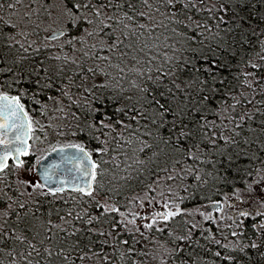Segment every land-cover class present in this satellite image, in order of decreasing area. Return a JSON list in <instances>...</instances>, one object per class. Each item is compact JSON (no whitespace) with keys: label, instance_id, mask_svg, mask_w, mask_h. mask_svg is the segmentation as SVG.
Listing matches in <instances>:
<instances>
[{"label":"snow or ice","instance_id":"obj_1","mask_svg":"<svg viewBox=\"0 0 264 264\" xmlns=\"http://www.w3.org/2000/svg\"><path fill=\"white\" fill-rule=\"evenodd\" d=\"M261 9L0 0V264H264Z\"/></svg>","mask_w":264,"mask_h":264},{"label":"rangeland","instance_id":"obj_2","mask_svg":"<svg viewBox=\"0 0 264 264\" xmlns=\"http://www.w3.org/2000/svg\"><path fill=\"white\" fill-rule=\"evenodd\" d=\"M68 139H70V138H68ZM68 139H66V138H59V143L60 144H64V143H67L68 142ZM57 142H58V138H56L55 136H53L51 133H50V135H49V140L48 141H46L45 142V144L44 145H41L40 147H41V149L43 150V149H46V148H48V146H49V144H51V145H55V144H57ZM46 154V153H45ZM31 159V158H30Z\"/></svg>","mask_w":264,"mask_h":264},{"label":"water","instance_id":"obj_3","mask_svg":"<svg viewBox=\"0 0 264 264\" xmlns=\"http://www.w3.org/2000/svg\"><path fill=\"white\" fill-rule=\"evenodd\" d=\"M58 160V155L56 153H53L51 156L48 157L47 161H44V163L47 164L49 162H58Z\"/></svg>","mask_w":264,"mask_h":264},{"label":"trees","instance_id":"obj_4","mask_svg":"<svg viewBox=\"0 0 264 264\" xmlns=\"http://www.w3.org/2000/svg\"><path fill=\"white\" fill-rule=\"evenodd\" d=\"M261 11H264V9H261ZM262 26H264V25H262Z\"/></svg>","mask_w":264,"mask_h":264}]
</instances>
